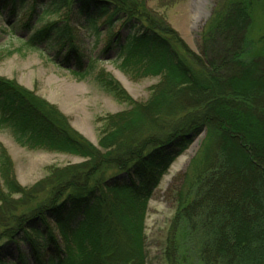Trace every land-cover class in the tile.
Returning <instances> with one entry per match:
<instances>
[{"label":"trees","instance_id":"1","mask_svg":"<svg viewBox=\"0 0 264 264\" xmlns=\"http://www.w3.org/2000/svg\"><path fill=\"white\" fill-rule=\"evenodd\" d=\"M0 5L8 8L11 34L25 31L16 36L22 44L80 77L111 54L109 60L131 78L161 77L150 98L139 102L111 74L98 75L107 91L130 106L106 117L100 147L54 105L0 78V125L21 146L86 158L53 168L34 188L22 190L23 203L0 207V264H148L149 200L171 163L203 132L185 194L177 199L179 217L201 239L204 264H264V55L243 60L252 47L246 0L216 1L198 51L148 0ZM48 16L55 19L45 23ZM73 22L96 47L106 34L102 49L88 53ZM12 170L10 156L0 150L6 185ZM8 187L6 192L15 191ZM174 254L170 244L167 260Z\"/></svg>","mask_w":264,"mask_h":264},{"label":"rangeland","instance_id":"2","mask_svg":"<svg viewBox=\"0 0 264 264\" xmlns=\"http://www.w3.org/2000/svg\"><path fill=\"white\" fill-rule=\"evenodd\" d=\"M216 1L218 0H148V6L163 15L168 25L193 50L198 51L199 35L207 28ZM246 3L252 17L249 30L252 47L243 56V60L250 61L264 55V2L246 0ZM199 11L203 12V17L196 23L195 15ZM26 15L29 17L28 11ZM8 18V8L0 5V47L6 49L0 54V78L14 80L54 105L69 118L75 130L97 147H100L106 117L130 108L129 104L120 101L102 86L98 75L102 72L111 74L128 96L139 102L147 101L151 95V87L161 80L159 76L129 77L118 69L116 62L109 60L113 54L101 56L102 60L95 62L86 76L80 77L64 64L52 62L46 53L22 44L16 36L22 37L25 31L19 28L18 35L11 34ZM23 19L26 20L24 16ZM52 19L55 17L48 16L43 21L47 23ZM73 23L88 53H96L102 49L106 34L101 35V43L96 47L93 44L94 38L89 37L80 24ZM49 54L54 56L57 53L52 51ZM205 137V133H201L175 158L149 200L144 222L148 264H204L199 257L201 239L193 233L188 221L179 217L177 199L182 195L183 189H186L189 169L200 154ZM0 150L7 153L13 162L9 185L15 191L6 192L9 185L3 179L0 180L3 191L0 193L4 194L0 195V207L5 205L4 208L7 209L23 203L27 197L22 194V190L34 188L52 173L53 168L86 160L85 157L72 153L21 146L11 131L1 125ZM170 244H174L175 254L168 261L165 252Z\"/></svg>","mask_w":264,"mask_h":264},{"label":"bare ground","instance_id":"3","mask_svg":"<svg viewBox=\"0 0 264 264\" xmlns=\"http://www.w3.org/2000/svg\"><path fill=\"white\" fill-rule=\"evenodd\" d=\"M201 1L205 2L206 0H201ZM202 17H203V12L202 11L197 12L195 15L196 23L200 22L202 20Z\"/></svg>","mask_w":264,"mask_h":264}]
</instances>
